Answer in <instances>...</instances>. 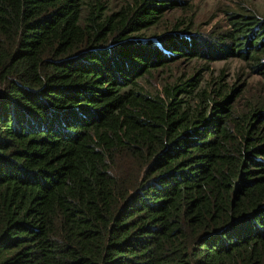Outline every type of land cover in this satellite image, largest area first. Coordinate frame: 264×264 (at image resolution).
Returning a JSON list of instances; mask_svg holds the SVG:
<instances>
[{"label":"trees","instance_id":"obj_1","mask_svg":"<svg viewBox=\"0 0 264 264\" xmlns=\"http://www.w3.org/2000/svg\"><path fill=\"white\" fill-rule=\"evenodd\" d=\"M175 2L0 0V264H264V17L158 31ZM184 57L259 92L142 85Z\"/></svg>","mask_w":264,"mask_h":264},{"label":"rangeland","instance_id":"obj_2","mask_svg":"<svg viewBox=\"0 0 264 264\" xmlns=\"http://www.w3.org/2000/svg\"><path fill=\"white\" fill-rule=\"evenodd\" d=\"M162 13L158 31L171 28L174 24H187L192 31L210 40H220L222 34L230 29L229 17L233 13L256 14L264 17V0H175ZM110 10L119 9L129 0H105ZM170 1H166L168 3ZM169 30V29H168ZM156 32L151 28L149 34ZM200 75L201 81L210 84L221 76L227 86L241 82L244 78L251 81L253 91L259 92L261 83L257 76L250 75L245 64L236 59L209 60L207 58H179L165 67L158 68L141 80L147 90L161 91L163 84H172L190 76Z\"/></svg>","mask_w":264,"mask_h":264}]
</instances>
